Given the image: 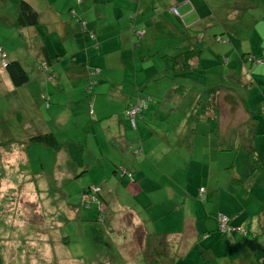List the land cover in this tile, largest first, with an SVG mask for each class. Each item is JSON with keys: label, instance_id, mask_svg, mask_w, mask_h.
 Masks as SVG:
<instances>
[{"label": "rangeland", "instance_id": "1", "mask_svg": "<svg viewBox=\"0 0 264 264\" xmlns=\"http://www.w3.org/2000/svg\"><path fill=\"white\" fill-rule=\"evenodd\" d=\"M11 2L12 0H0V7L6 6V12H9ZM46 2L52 3L53 10L62 14L60 19L62 23L63 21L69 22L70 25L67 26L66 31L65 23L62 26L55 21L49 26L48 20H50L52 10L43 8ZM107 2V0H34V4L39 5L40 11L44 13L42 14V24L48 30V34L39 43L41 54L53 53L54 47L57 49V53L54 52L53 55L55 72L49 78H47L48 75L39 74L36 71V55L33 53L32 44L25 46L17 36L16 28L6 26L5 21L3 23L0 20V62L4 65L6 60H19L30 77L26 86L15 88L6 77L0 76V243L4 251V264H109L112 259L115 260L113 264H118L119 242L124 238L126 240L123 241L133 248L135 241L131 240V236L130 240L125 237L128 233L127 225L123 227L122 223L114 225V228L107 232L106 223L98 220L95 213L98 210L95 211L97 204L94 205L92 202L83 205L85 199L82 193L83 188L99 186L100 193L107 195L110 192L114 196L116 206L129 204L128 207L140 211H144L143 207L148 209L152 203L161 199L152 182L153 179H148V176L142 175L141 171L136 174L134 169L136 183H139V194L133 196L127 192L125 183L128 180L122 181L117 172V167L126 164V161H123L126 154L124 155L122 152V149L125 148L122 139L123 132L120 125H117L119 124L117 113L120 110V103L122 104V96L119 99L116 93H111L112 91L108 89L109 84H107V91H103L104 95H98L97 91L99 90L96 88L100 86L97 85L100 79H116L118 81L115 83H122L124 65L128 64V60L132 63L135 56L130 57L133 49L136 51L135 53L148 51L152 54L149 59L151 65L156 63L158 66V63H161L160 51L162 50V53L173 50L181 46L183 40H179L180 36L178 41L173 38V41L166 43L164 32L169 27L164 23L160 25L153 23L152 26H157L155 31L151 28L152 26H146V35H144V30L135 31L134 27L137 26V23L140 24L144 20L152 21L149 15L146 16L147 19H144L145 16L137 17V19L131 18L137 14L138 7L140 8V0H109L107 11L113 10L116 16L121 12L124 13L121 8L126 6L131 7V12L124 14L125 17H116V20L121 23L124 21L126 24H123L124 26L121 28V40L120 37L109 39L113 41L111 48L114 50L109 47L108 53H101L107 47V41H103L101 42L102 50L99 52L101 54L98 55V40H96L94 32L91 34L88 30L89 26L83 25L81 21L83 20L87 24L91 18L96 16L95 11H105L103 5ZM74 10H83L84 13H78L75 16L73 15ZM166 11L163 8L161 15L164 16ZM110 16H112V12ZM166 16L172 18L169 13ZM173 20L175 21V18ZM243 23L248 27L246 22ZM176 24L179 29H182L181 33L184 32V26L182 27L177 21ZM229 25L232 26V21ZM241 28L243 29V27ZM214 33L217 35L221 33L220 27L216 30H209L207 33L204 43L209 46L205 49L208 53L206 56L203 55V62H208L207 58L212 56V51L213 60L222 58L218 55V45L225 42L226 39L224 37L221 39L219 36L216 41ZM57 34L60 36L58 40H56ZM248 34L243 31L239 35H234V40L231 39L227 43L230 46L231 68L229 69L231 73L238 71L237 78L232 82V88L235 91L234 101L240 107L236 106L237 110L233 111L235 118L227 113L222 114L225 124L228 123V118L231 125L237 124V127L234 128L233 126L227 127L224 137L229 135V129H233L232 134L236 135V143H239L241 147L251 142L254 131L249 129L251 128L249 123H243L246 118H239V112L244 113L248 109H252L254 112L256 109L257 112H261L264 103V89L257 85L252 87L246 85L247 88H243L241 84L245 75L240 70H245L243 64L248 63L244 61L243 57L246 58L247 54L258 56L257 51L260 50L256 46L255 40H251ZM126 35L131 36L133 41L125 40ZM174 37L176 36L174 35ZM133 42L136 44H132ZM141 44L143 45L142 49ZM250 47L254 52L250 50ZM155 51L156 54H154ZM90 57L95 65L101 62L100 60L106 59L102 63H107L110 69L103 70L99 75L94 74L98 66L86 67V61L90 60ZM122 57H124L123 68L120 63ZM138 60L142 66L148 63L147 61L143 65L144 62L140 57ZM79 66H83V70L86 69L93 74L89 75L90 79L84 71L80 70ZM254 70H256L255 67ZM255 75H257L256 72ZM248 76L250 78L251 74L248 73ZM198 77L203 80H197V82L205 83L203 75ZM127 79L124 82L125 86L129 84V78ZM184 82L189 84V87H186L187 90L193 89L190 86L194 85L192 82L190 83L189 80ZM153 83L146 88L145 93L163 95L164 88L154 90L152 89ZM155 84L162 86L168 82L165 79L163 82L158 81ZM189 93L186 105L173 106L176 108L173 114L184 111L194 112L193 106H190L192 92L189 90ZM96 98L98 99L95 102ZM46 100L49 106H46ZM245 103H248L247 106ZM90 104L93 108L92 114L90 113ZM165 107L166 105L163 104V111ZM182 107L184 110H181ZM195 109H197V104ZM223 128L224 126L220 125L221 132ZM47 129L55 133L62 147L54 150L40 145H31L22 150V142H25L29 136L36 133L37 130ZM5 131L7 136L4 135ZM134 135L135 129L125 131L124 139H128V145L141 140L137 141L136 138H133ZM262 135L263 132L260 131L257 137L262 139ZM148 138L151 139V137L143 135L142 139L146 141ZM184 139L187 140L186 134ZM231 141H234L232 136ZM162 145H164L163 141ZM254 145L260 148L257 143ZM9 147L11 148L8 149ZM133 147L134 145L127 147L129 152L127 153L130 156ZM261 149L264 151V144L261 145ZM181 151H184L185 160H187L191 153L184 146ZM134 158L138 159V156L135 155ZM10 214L12 217L14 215V219L10 218ZM119 214L116 211L113 219H119ZM143 216L145 217L144 213ZM15 220L21 224L18 230H15V227L11 229L9 225V221L13 223ZM137 228H134V231ZM148 229L150 231V226ZM149 241L152 242L151 237ZM205 245L206 247L210 246L209 243ZM56 246H65L66 249L59 254ZM257 249H259L260 255L264 256V246L257 247ZM227 250L235 253V248L230 247L224 238L217 242L214 248L216 253L218 251L222 253V257H218L216 253L212 257L208 249L206 252L203 251L204 256L191 255L182 264H218V260L222 264H239L234 257H225ZM195 252L197 253V250ZM146 258H148V251ZM144 261L146 260H142L141 264Z\"/></svg>", "mask_w": 264, "mask_h": 264}, {"label": "crops", "instance_id": "2", "mask_svg": "<svg viewBox=\"0 0 264 264\" xmlns=\"http://www.w3.org/2000/svg\"><path fill=\"white\" fill-rule=\"evenodd\" d=\"M26 1L39 12L40 26L24 28H17L15 26L19 0H12L9 12H6V6L0 7V20L3 23L5 21L6 26L16 28V34L25 46L32 44L33 53L36 55V62H46L48 65L54 66V62L51 61V58L54 52L57 53L56 47H54L53 53L41 54V45L39 44L43 37L48 34V30L44 28L45 26L42 24V14L44 13L40 11L41 7H39V5L34 4V0ZM107 1L108 2L103 5L106 10L99 12L95 11L96 16H94L93 19L91 18V20L88 21L89 23L87 22L86 24V26H89V29L94 32L96 40H98V55L101 53H108L109 47L112 49L111 44L113 41L109 39L120 37L119 39L121 40V28L124 26L123 24L126 23L124 21L121 23L119 20H116V17H125L126 15L124 14L131 12V7L126 6L121 8L124 10V13L121 12L120 15L116 16L113 10H110V12L107 11L109 8V0ZM139 4L140 8L138 7L136 11L137 17L145 16L144 19H147L146 16L149 15V18H152L151 22L144 20L140 24L137 23L136 30H144V35L147 33L145 29L146 26L151 27L153 23L159 25L164 23L169 27V29H166L164 32L166 43L173 38L178 41L180 36L181 38H179V40L181 41L184 35H182V29H179L176 21L181 25V22H183L184 31L185 29L189 31L187 36L185 35L184 40L187 41L188 47L196 48L199 51L197 55L198 58L192 62L195 64V67L199 65L198 59L203 55L206 56V53H208L205 49L209 45L206 46L204 40L209 30H216L220 27L221 33L218 35L214 33L213 36H220L221 39L224 37L226 42H230L231 39L234 40V35H239L243 31L249 33L248 37L251 38V40H255L256 46L260 50L257 51L259 54L258 56H251L250 54L245 56L247 59H250V62L243 64L246 71L243 69L240 70V72L245 75V77H243V83L241 84L243 88H247L246 85L253 86L255 81L258 83V81L262 79L261 76H264V0H140ZM45 7L52 10L50 12V20H48L50 23L49 26L55 21L62 26L63 23H65L66 27H64L66 30L67 26L70 25L68 24L69 22H61L60 19L62 14L53 10L54 7L52 3L46 2L43 8ZM163 8L167 10L164 12V16L161 15ZM173 9L178 11L177 13L179 16L176 17L172 13ZM74 11V13L71 12L75 16L78 13H84L83 10ZM67 12L71 13L70 11ZM111 12L112 16H110ZM167 13L171 14L172 18L170 16L167 18ZM137 17L135 19H137ZM174 18L175 21L173 20ZM231 21L232 26L229 25ZM243 22H246L248 27H246ZM156 27V25H153L151 28L155 31ZM241 27H243L244 30ZM69 31L70 29L68 28V32ZM174 35L176 37H174ZM58 37L60 36L57 34L56 40H58ZM125 38V40L133 41L131 36L128 37L126 35ZM103 41H107V47L104 50H102L103 46L101 45ZM226 42L218 45L219 51L226 53L229 50L230 46L227 45ZM132 44L136 43L133 42ZM201 44L203 45L202 48L200 47ZM101 50L103 52H101ZM250 50L253 51L252 48ZM134 55L132 63L128 60L127 65H124V57L120 58L122 68L124 65L122 83H115L118 81L116 79H100L97 84L100 86L96 89L99 90L97 91L98 95H104L103 91H107V84H109L108 89L112 91L111 93H116L119 99L122 96V104L120 103L121 106L118 115L119 119L123 120V124L119 122L117 125H120L123 132L122 139L125 148L122 149V152L124 155L126 154V156L123 157L125 158L123 161H126L124 165L129 166L133 174L134 169L136 174L141 171L142 175L145 174L148 176V179L152 178V182L155 184L156 191L161 199L156 203H152L151 207L148 209H144L143 207L144 211H140L136 208L128 207V203V205L119 204L116 206V200L110 192L107 194L108 196L104 195L108 205L106 206L101 202L99 206L106 215V218L101 222H107V225H105L107 232L113 229L114 225L118 223H122L123 227L127 225L128 233L125 237L129 240L130 236L131 240L135 241L136 239V235L134 234L136 229L134 231V228H142L144 232L142 242L137 243V241H135L133 248L123 241L126 240L124 238L119 242L118 251L120 253V258L117 259L118 264H141L142 260H146L143 264H182L187 261L191 255L197 257L204 256L203 251L206 252L208 249L211 252V256L214 257L216 253L214 251L215 244L220 240H224V238L230 247L235 248V253L227 250L225 257H234L239 264H264V256H261L259 249H257V247L261 248L264 246V230L261 229L262 221L260 219V215L264 212V175L260 171L254 169L248 156H246L248 145L252 144L255 147L253 143H257L260 147L258 149H261V145L264 144V134L262 135V139H259L257 135H253L251 142L241 147L239 143H236L237 137L232 134L233 129H229V135H227L226 138L224 137L226 128L230 126H233V128L237 127V124L234 123L231 125L229 118L228 123L225 124L223 122L224 119L221 117L220 125H223L224 128L222 134L217 136L218 142H214L210 139L207 128H205V126L203 128V125H201V129H199L196 134L195 132L189 133V131H186L187 122L189 123L187 118L188 111L173 114L175 107H170L165 114H162V120L154 133L151 132V127L153 125L151 127L148 125L143 127L142 121H138L133 138H136L137 141L141 139L139 142L142 143L143 149L138 159L134 158L133 155L130 156L127 147L132 145L135 146L139 142L128 145V139H124L127 129H125L126 127L124 125L126 122L125 115L121 110L128 103L127 100L131 91L138 85L150 80L161 68V65L158 64L157 66L156 63L151 65L149 60L151 54L146 50L134 53ZM131 56L132 54H130V57ZM139 57L144 62L143 65L148 61L147 65L142 66L139 63ZM91 59L92 57H90V60L88 59L86 61V67L88 68L90 65L94 67L98 66L94 74L99 75L103 70L110 69L107 63H102V61L106 59L100 60V64L98 63L96 65ZM3 66L4 65L0 62V76H4L10 81ZM130 66L135 69V73L133 76L128 77L129 84L125 86L124 82L128 80L127 76ZM254 67L256 70H254ZM35 68L36 71L38 70L37 72H40L38 67ZM79 68L81 71L85 72L88 79L93 75L86 69L83 70V66H79ZM138 68H140V71H138ZM257 69L262 71H258ZM254 72H258L261 76L257 78ZM248 73L251 74L250 78L249 76L247 77ZM47 78H49V76H47ZM113 84H115V86H113ZM233 92L235 97V91ZM97 99L98 98H96L95 102ZM175 99L177 102L178 98ZM110 102L112 103V101ZM147 106L149 108L150 105ZM236 106L235 102L233 109H235ZM181 110H184V108L182 107ZM235 110H237V108ZM244 113L239 112L240 119L247 118V114L253 116L256 112L250 111L249 113ZM233 116L235 118V114ZM255 123L256 120L250 121L252 126H254ZM149 124L151 125V122ZM257 124L258 125H255L256 128L264 132V117H260ZM153 127H155V125ZM158 129H160V132H158ZM185 134L187 140L184 139ZM143 135H145V137H151V139L148 138L146 141H143ZM119 136H121V133H119ZM231 136L234 141H231ZM199 138H201L200 141ZM183 140L184 143L181 146ZM162 141L164 145L161 146ZM183 146L191 153L187 160H185L184 151H181ZM195 151H199L202 156L199 154L194 156L195 153H198ZM261 158L264 161V153ZM118 171L121 172V170ZM133 174H131V178L129 175H126V178H123L122 181L126 182L125 179L128 180V183H125L126 190L128 193L136 196L139 194V183H136V174H134V176ZM201 187L204 188V202L199 200V198L202 197L200 194ZM116 211L120 213V218L114 220L113 215L116 214ZM220 213L228 216L232 225L249 228L252 233L250 232V235L240 233L222 235L218 231L216 219V216H218L217 214ZM9 216L10 218L14 217V215L12 217L11 214ZM13 219L10 220L12 221ZM11 221H9L11 229L15 227L14 229L18 230L21 225L18 223L19 221L15 220L16 222L13 221V223ZM167 225L169 226L166 228ZM149 226L150 231L148 229ZM123 230L125 229L123 228ZM218 233H220V235H218ZM150 237L152 238V242L149 241ZM206 243H209L210 246L206 247ZM56 248L59 254L63 253L66 249L65 246H56ZM195 250H197L198 254ZM147 251L148 258H146ZM216 254L218 257L223 256L220 251ZM218 261V264H222L220 260ZM113 263H115V260L112 259L109 264Z\"/></svg>", "mask_w": 264, "mask_h": 264}, {"label": "trees", "instance_id": "3", "mask_svg": "<svg viewBox=\"0 0 264 264\" xmlns=\"http://www.w3.org/2000/svg\"><path fill=\"white\" fill-rule=\"evenodd\" d=\"M178 11L173 9L172 13L177 17L179 16ZM147 13V11H146ZM137 17V14L133 15L131 18L134 19ZM83 25H86V22L83 20L81 21ZM182 26H183V22ZM138 25V24H137ZM15 26L17 28H24V27H36L40 26V14L37 10H35L30 3H28L26 0H19L17 5V14H16V20H15ZM91 34H93V31L91 29H88ZM134 30H136V26L134 27ZM188 29H185V31L182 33L183 40L185 35L187 36ZM66 31V30H65ZM67 33V32H66ZM190 34V33H189ZM189 36V35H188ZM219 36L215 37V40L217 41ZM182 41V40H181ZM226 42V41H225ZM229 43V42H226ZM187 41H182V45L178 46L175 49H171L169 51L162 52L160 51V60L158 64L161 65V68L157 72L156 75H154L150 80H147L143 84L138 85L136 88H134L128 98V103L125 107L121 110L122 113L125 115V129H136L138 121H142L143 127L145 125L147 126H154L151 127V132H156L157 126H159L161 120H162V114H165L170 107L174 108L173 106L183 104L186 105L188 102L187 99L190 96L189 90L192 92V101L190 106H193V111L188 112V121L190 122V125H188L187 122V129L186 131L190 132H198L199 129H201V125H203V128H207L208 135L210 136V139L214 142H218L217 139L222 132L220 131V118L222 117L223 113H227L228 115H232L233 111H236L233 109L234 107V95H233V88H232V82L234 79L237 78L238 71H235L231 73L230 71V48L225 53L222 51H219L218 55H220L222 58L220 60H213L212 56L208 57V62H203L204 60L199 58V65L195 67V64L192 63L193 60L195 61L198 57L199 51L196 50V48L188 47ZM202 44L200 47L202 48ZM141 47L143 45L141 44ZM198 48V46H197ZM169 49V47H168ZM136 51L133 49V52L130 54L134 55ZM156 54V51L154 52ZM201 54V53H200ZM152 55V54H151ZM150 55V57H152ZM242 58V56L240 55ZM244 61L249 62L247 58H244ZM159 60V61H160ZM52 62L54 61V58H51ZM208 63V64H207ZM36 67H38L39 74L48 75L51 77L53 74V71H55L53 68L55 66H50L46 62H36ZM205 64H207L205 66ZM213 65V66H212ZM228 68V69H227ZM5 72L10 79L12 86L15 88H21L26 86L29 81L30 77L28 75L27 70L25 69L24 65L19 60H10L5 62L4 64ZM38 71V70H37ZM52 71V72H51ZM135 73V69L130 66L129 68V74L128 77L133 76ZM257 75H254L258 78V76H261L258 72H256ZM204 76V82H197V80H203L199 78L198 76ZM127 77V78H128ZM262 79L258 81V83L255 81L254 85L259 86L260 88L264 89V76H261ZM167 80L168 84L157 86L155 83L160 81L163 82V80ZM189 80L190 83L192 82L194 85H190L193 87V89L187 90L186 87H189V84H186L184 81ZM154 82V83H153ZM153 83L152 89H158V88H164L163 95L159 96L158 94L152 95L145 93L146 88ZM263 86H262V85ZM252 87V86H251ZM186 88V91H185ZM152 92V91H151ZM44 96V95H43ZM186 96V97H185ZM178 98L177 102L176 99ZM45 99V98H44ZM151 99V100H150ZM264 100V97H263ZM149 102V103H148ZM184 102V103H183ZM49 103L46 100V106ZM151 104V105H150ZM163 104L166 105L163 111ZM168 104V107H167ZM197 104V109L196 108ZM246 106L248 103H245ZM34 105V104H33ZM147 105H150L149 108ZM237 107H240L238 103H236ZM140 107L139 111L135 116H132L130 114V110L133 108ZM153 107V108H152ZM35 108V106H34ZM152 108V109H151ZM36 109V108H35ZM148 111H146V110ZM176 110V108L174 109ZM255 110V115L250 116L246 115L247 118L243 123H249L251 120H256V123L254 126L251 124V128L254 131V135H257L258 132L261 130L256 128L255 125H258L257 122L260 120V117H264V103L262 106V111L257 112ZM38 112V110L36 109ZM252 111V109H248L247 113ZM193 112V113H192ZM90 113H93L92 104H90ZM150 113V114H146ZM118 114V113H117ZM147 116V117H146ZM249 117V119H248ZM150 118V119H148ZM119 122H122L123 120L118 119ZM151 122V125L149 124ZM200 124V125H199ZM199 125V126H198ZM198 126V127H197ZM155 128V129H154ZM12 129V128H11ZM263 132V131H261ZM264 134V132H263ZM5 136H7V132L4 133ZM202 138V137H201ZM177 139V137H176ZM184 141L182 142L181 146L183 145ZM254 144V143H253ZM31 145H40L44 147H48L50 149L57 150L60 147H62V144L59 142L57 136L55 133L49 129L47 130H37L36 133L29 136L25 142H22V150L26 149L27 146ZM252 145V144H251ZM251 145H248L247 147V156L249 160L251 161L254 169L256 171H260L264 175V161L261 158L263 156V149H258L256 147H252ZM227 147V146H226ZM9 147L8 149H10ZM142 143L139 142L132 148V155L135 157V155L139 156L142 153ZM229 150V149H226ZM196 155H200L199 151ZM262 153V155H261ZM118 170H121L119 172ZM117 172L119 173V178L123 179L126 178V175H129L131 178L132 170H130L129 166L121 165V167H117ZM116 173V172H114ZM121 183V182H120ZM128 183V182H127ZM126 183V184H127ZM202 190V191H201ZM101 192V189L99 186H87L86 188H83L82 193L85 197L84 199V206L87 203L94 202V205L97 206L96 209H98L95 213L97 214L98 220L103 221L104 218H106V215L104 212L101 211V202L104 203L106 206L108 205V202H106V199L104 195ZM204 188H200V194L202 197L199 198L202 202H204ZM217 228L218 231L222 234H244V235H250V229L243 227V226H234L230 222V218L228 216H225L224 214H217ZM220 216H224L227 218V225L230 229H234L231 231L226 230L225 232H222L219 230L218 226V220ZM260 219L262 221L261 229L264 230V212L260 215ZM107 225V222H105ZM252 233V232H251ZM135 241L137 243L142 242L144 232L142 228L136 229L135 233ZM254 236V235H253ZM100 237V236H99ZM99 237H96V239H99ZM255 237V236H254ZM3 246L0 243V264H4V255H3Z\"/></svg>", "mask_w": 264, "mask_h": 264}, {"label": "built area", "instance_id": "4", "mask_svg": "<svg viewBox=\"0 0 264 264\" xmlns=\"http://www.w3.org/2000/svg\"><path fill=\"white\" fill-rule=\"evenodd\" d=\"M140 107H137L136 109L133 108L130 110V114L132 116H135L137 114V112L139 111ZM202 191V190H201ZM218 226H219V230H221L222 232H225L226 230L231 231L234 229H230L227 225V218L224 216H220L219 220H218Z\"/></svg>", "mask_w": 264, "mask_h": 264}]
</instances>
